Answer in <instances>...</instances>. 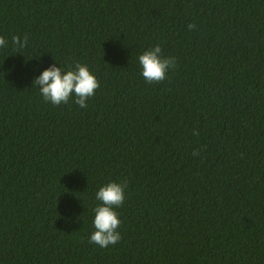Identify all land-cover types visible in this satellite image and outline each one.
Here are the masks:
<instances>
[{
  "label": "trees",
  "instance_id": "1",
  "mask_svg": "<svg viewBox=\"0 0 264 264\" xmlns=\"http://www.w3.org/2000/svg\"><path fill=\"white\" fill-rule=\"evenodd\" d=\"M0 37V264H264V0H0ZM158 44L176 67L149 84ZM76 63L88 107L46 102L34 80Z\"/></svg>",
  "mask_w": 264,
  "mask_h": 264
},
{
  "label": "clouds",
  "instance_id": "2",
  "mask_svg": "<svg viewBox=\"0 0 264 264\" xmlns=\"http://www.w3.org/2000/svg\"><path fill=\"white\" fill-rule=\"evenodd\" d=\"M188 27L192 30L195 25L190 24ZM12 42L19 50L27 46L28 37L25 35L21 41L19 36H14ZM3 47H6V41L0 37V48ZM138 60L142 68L141 75L149 84L163 82L169 69L176 67L175 57L164 58L159 44L140 54ZM34 86L39 87L43 99L52 105H66L74 96L76 105L87 108V101L95 95L100 84L86 65L76 63L74 69L66 72L53 64L34 80ZM195 134L199 135L198 132ZM193 155H198V152H193ZM126 187V182H111L97 191L96 200L101 203L94 209L95 231L91 234L89 243L106 249L121 240L118 231L121 221L115 209L124 204Z\"/></svg>",
  "mask_w": 264,
  "mask_h": 264
}]
</instances>
